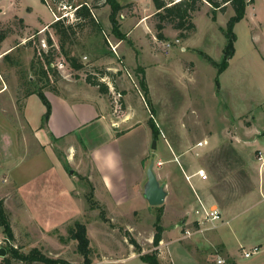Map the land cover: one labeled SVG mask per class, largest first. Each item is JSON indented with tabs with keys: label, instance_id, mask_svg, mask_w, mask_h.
<instances>
[{
	"label": "rangeland",
	"instance_id": "obj_1",
	"mask_svg": "<svg viewBox=\"0 0 264 264\" xmlns=\"http://www.w3.org/2000/svg\"><path fill=\"white\" fill-rule=\"evenodd\" d=\"M117 1L123 5L117 16L119 31L125 35L123 40L111 31L110 8L104 0H72V6L85 3L92 8L101 30L88 24L76 29L62 52L48 26L56 21L54 15L64 19V25L75 21L67 0H44V4L40 0H0V36L7 39L5 47L13 48L0 60V76L9 89L8 100L13 92L17 105H22L27 92L34 89L31 83L38 79L34 71L49 55L52 70L44 91L60 90L69 99L81 91L100 94L113 114V128L119 127L116 122L127 113H141L146 117L145 123L151 121L159 133L157 140L151 136V154L143 167L146 175L150 161L154 162L153 171L167 192L161 225L177 230L179 259L174 264H216L217 259L224 260V264H264V0L246 3L244 19L234 26L235 53L219 76L204 55L216 62L222 60V30L234 14L229 4L214 0L223 8L215 9L203 0L199 10L192 13L194 31L186 32V38H182L179 31L165 23L163 39L159 40V20L152 0ZM164 1L168 5L178 2ZM39 19L49 24L42 27ZM64 52L75 57L81 69L70 68ZM141 77L147 87L146 96L139 84ZM88 78L106 86L107 93H100ZM7 111L11 113L10 109ZM73 138H68L67 145L53 144V168L63 173V181L57 176L60 173L52 170L50 188L48 185L42 192L35 191L40 201L30 200L43 207L48 201L51 206L53 202L59 204L55 209L64 214L62 224L51 225L46 217L38 215L28 201L31 195L19 191V185L14 191L9 190L8 184L0 189L13 236L7 239L0 228V237L8 240L5 249L12 247L22 255L37 249L52 261L82 264L76 242L68 238V229L80 222L89 227L91 264L107 260L94 255L100 249L152 253V243L146 242L148 232H154L157 207L151 219L150 206L136 200L123 204V211L131 206L139 211L137 232L131 234L125 224L107 219L94 195L98 173L92 171L89 156L91 148L100 145L104 138L81 137L77 133ZM199 142L203 146L195 148ZM42 157L46 164L50 162ZM13 163L21 164L18 170L23 171L30 164L18 159ZM199 169L206 172L207 179L199 181L193 177L188 183L184 173L192 175ZM12 177L22 178L16 170L11 171L8 180ZM24 189L28 191V186ZM194 191L206 204L218 207L223 224L193 232ZM186 231L193 233L185 238ZM253 246H258L259 253L242 258L243 251ZM136 262L129 264H142ZM11 264L25 263L12 259Z\"/></svg>",
	"mask_w": 264,
	"mask_h": 264
},
{
	"label": "crops",
	"instance_id": "obj_2",
	"mask_svg": "<svg viewBox=\"0 0 264 264\" xmlns=\"http://www.w3.org/2000/svg\"><path fill=\"white\" fill-rule=\"evenodd\" d=\"M39 20L43 24L42 27L49 24V22ZM40 26H38V30ZM6 40L4 37L0 41V60L13 50L9 46H4ZM8 94L9 89L0 76V189L6 188L4 186L8 184L9 190L14 191L15 186L19 185V191L23 190L31 195L28 201L31 202L32 208L38 215L46 217V222L51 225L62 224L64 214L61 210H56L57 203L53 202L51 206L50 201H48L47 207L39 206L35 202L32 203L37 198L40 201L38 195L34 194L36 190L42 192L48 185L50 188L51 184H49L48 178L51 177V171L59 172V169L53 168L52 164L53 144L58 142L67 145L68 138L73 140L75 133L80 134L81 137L86 135L88 138L101 135L104 139L100 145L93 146L89 153L92 171L98 173V186L97 188L95 186L94 190L95 198L106 211L107 219L111 222L115 220L125 224L128 226L127 231L130 234L137 232L139 211L135 206H131L128 211H123L122 206L125 202L132 200L150 206L143 198V187L146 179L143 163L151 154L149 150L151 132L145 123L146 117H143L141 113L136 116V111L135 113L130 112L116 122L119 124L118 128H113L111 127V123L115 122L113 114L100 94H92V91H81L80 94H76L77 97L69 99L60 90L56 92L44 91L50 103L51 111L46 125L42 127L41 119L45 113V107L37 95H28L23 100L22 105L18 106L14 93L10 94L9 100ZM6 106L11 110V113L7 111ZM42 154L49 159L48 164H46ZM17 159L20 162L26 160L30 162L28 168L23 166L27 170H18L22 167L21 164L14 166L13 162ZM12 170H16L22 178L14 179L12 177L9 181L8 175L10 176ZM59 173L60 175L57 176L63 181V173ZM27 186L28 191L24 189ZM66 191L67 189L65 193ZM149 208V217L153 219L155 213L153 209L156 207L150 206ZM164 214L162 218H164ZM100 223L103 224L102 221ZM85 226L89 238V227L86 224ZM162 228L161 241L154 249L157 250L159 264H174L175 259H179V247L176 245L179 241L177 230L168 229L164 225ZM148 234L146 243L151 244L154 232L151 234L150 231ZM89 242L91 245V237ZM140 252L136 254L134 249L124 251L100 249L94 255L107 258V260H97L94 264H129L136 261L143 264L139 258L143 254Z\"/></svg>",
	"mask_w": 264,
	"mask_h": 264
},
{
	"label": "trees",
	"instance_id": "obj_3",
	"mask_svg": "<svg viewBox=\"0 0 264 264\" xmlns=\"http://www.w3.org/2000/svg\"><path fill=\"white\" fill-rule=\"evenodd\" d=\"M41 3H45L44 0H40ZM68 6L73 9V17L75 21L71 24L64 25V19H58L50 24L48 27L54 31L55 36L57 37L58 48L60 51L63 52L64 44L66 43L67 39L71 35L76 34V29H81L84 25L88 24L92 26L97 31L101 30L100 25L98 22L95 21V17L92 13V8H90L87 4L82 3L77 6H72V0H67ZM203 0H180L175 2L171 5H168L164 0H152L155 9L157 10L156 16L159 20L158 24L156 25L157 28V38L159 40L163 39V35L161 33L163 29V25L165 23H169L173 26V28L179 31V37L186 38V32L194 31L195 25L191 21L192 13L199 10L201 3ZM215 9H223L221 8L218 3L214 0H205ZM104 3L109 6L110 13L108 16L109 23L111 25L112 33L118 38V40H123L125 35L120 33L119 25L117 22L118 13L123 9V5H121L117 0H104ZM223 4H229L230 7L233 9L234 14L228 19L225 29L222 30V33L225 38V45L223 47L222 53L223 57L220 62H216L212 60L209 56L204 55V59L216 69L217 76L221 75L227 68L229 60L233 57L235 53L234 44L236 42V34L234 33V26L239 23L241 20L244 19L246 13V3H253V0H223ZM94 7V6H93ZM185 32V33H184ZM4 36H0V41H2ZM49 44L51 42L49 41ZM66 63L75 70L81 69L82 65L78 62V60L73 57L69 56L68 53L64 52ZM52 59H50L49 55H45L43 62L39 63L36 70L34 71L38 79L36 82L31 83L34 86L33 90L27 92L26 96L35 94L42 102L43 106L45 107V113L41 119V126H45L47 120L50 115L51 106L49 101L47 100L44 94V87L47 86L50 82V78H48L50 71L52 70ZM57 75V73H55ZM91 85L98 87L100 93L104 94L107 93V88L103 84H99V82H91L90 78L87 80ZM42 83V85L40 84ZM216 85H218V80L215 81ZM44 84V85H43ZM140 87L144 91L146 96L147 94V87L144 81V78L141 77L140 79ZM148 127L151 131V136L153 140H157L159 133L156 129L155 125L149 121ZM159 213L155 217L154 222V234L152 238V246L156 248L159 245V242L162 238L163 228L161 225V213H162V206L157 207ZM0 228L2 229L3 234L7 239H12V231L10 227V222L8 216L5 211L4 201L0 198ZM68 238L76 242V250L77 253L83 258L82 264H91L90 255V242L87 236V229L85 224L80 222H75L69 229H68ZM134 243V242H133ZM140 260L147 263V264H159L157 258V250H154L150 254H143L140 257ZM16 259L21 261L25 264H30L33 262H40L43 264H68L64 261L57 260L52 261L46 258L41 252L37 249L31 250L28 254L22 255L17 253L15 249L12 247H8L6 249V257L2 258V264H11V260Z\"/></svg>",
	"mask_w": 264,
	"mask_h": 264
},
{
	"label": "built area",
	"instance_id": "obj_4",
	"mask_svg": "<svg viewBox=\"0 0 264 264\" xmlns=\"http://www.w3.org/2000/svg\"><path fill=\"white\" fill-rule=\"evenodd\" d=\"M54 18L58 20L55 15ZM111 48L112 51L115 53L114 46L111 45ZM116 124L113 125L116 126ZM202 146H203V142H199L195 145V148H201ZM184 176L186 181H188V183H190V179L192 177H196L201 181H205L207 179L206 172L203 169H199L195 171L192 175H186L184 173ZM194 197H195L196 206L193 211L194 219L192 223H193V227H195V231L193 230V232H201L200 229H202V227L214 229L217 226L224 223L222 214L216 205L206 204L195 191H194ZM193 232L186 231L184 237L185 238L190 237ZM6 243H8V240L4 237H0V248H5ZM259 251L260 249L258 248V246H253L252 248L243 251L242 258L244 259L251 258L252 256L257 255ZM224 263L225 261L222 259L216 260V264H224Z\"/></svg>",
	"mask_w": 264,
	"mask_h": 264
},
{
	"label": "water",
	"instance_id": "obj_5",
	"mask_svg": "<svg viewBox=\"0 0 264 264\" xmlns=\"http://www.w3.org/2000/svg\"><path fill=\"white\" fill-rule=\"evenodd\" d=\"M262 137L264 138V132H262ZM154 162L150 161L148 167L146 168V182L143 187V198L150 206L159 207L162 206L167 192L164 185L160 184L157 177L153 171ZM71 173V171H69ZM6 257V249L0 248V258Z\"/></svg>",
	"mask_w": 264,
	"mask_h": 264
}]
</instances>
